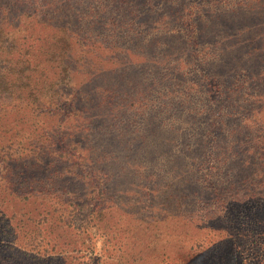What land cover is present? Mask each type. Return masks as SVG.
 Listing matches in <instances>:
<instances>
[{"label":"rangeland","instance_id":"374dc122","mask_svg":"<svg viewBox=\"0 0 264 264\" xmlns=\"http://www.w3.org/2000/svg\"><path fill=\"white\" fill-rule=\"evenodd\" d=\"M21 1L37 5L34 9L21 7L19 18L8 23L24 29L25 24L38 22L40 41L31 39L26 48L17 45L19 53L27 52L25 58L29 60V45L36 47L34 58L42 60L40 89L53 94L57 81L61 86L65 83L61 94H67L64 98L77 108L70 113L71 119L48 112L37 125L51 131L62 125L73 140L76 136L83 139L88 164H98L103 170L99 178L109 181V191L104 195L102 217L108 226L99 235L104 244L112 239L109 233H116L117 238L107 252L116 257L133 256L136 264H169L183 256L178 251L181 240L191 230L194 235L183 244L199 246L203 236L198 232H208L206 226L210 224L203 221L207 195L214 193V184H227L235 167L226 149L216 147L218 139L208 134L202 137L199 128H205V123L196 120L198 124L190 127L184 116V93L180 92L184 86L196 87L188 77L222 66L215 54H225L229 59L232 54L207 35L213 27L207 26L206 41L202 42L208 44H194L193 50L188 49V34L172 32L179 24L183 31L187 22L200 23L201 17L212 24L219 9L224 11V23L229 24L234 18L230 9L241 11L236 7L240 2L257 0ZM240 6L245 8L244 4ZM42 20H47L45 26ZM190 27L194 31L199 28ZM236 61L234 58L232 63ZM228 69L222 67V74L227 75L224 71ZM170 81L177 84L176 93L170 92ZM111 90L124 92V96L111 99ZM209 96L207 92L200 94L204 105L209 104ZM191 107H197L195 100ZM112 137L120 143L107 140ZM220 142L227 145L228 138ZM204 143L201 151L195 150L196 145ZM189 146L194 153L188 151ZM45 150L44 154L37 148L31 150L29 161L42 155L39 164H77L71 157ZM197 151L198 160L194 157ZM185 189L190 190L187 206H183ZM97 251L92 253L94 257L101 258L102 254L108 260L106 251Z\"/></svg>","mask_w":264,"mask_h":264},{"label":"trees","instance_id":"16d2710c","mask_svg":"<svg viewBox=\"0 0 264 264\" xmlns=\"http://www.w3.org/2000/svg\"><path fill=\"white\" fill-rule=\"evenodd\" d=\"M36 5L0 0V264H136L133 256L116 257L107 252L116 245V233H109L112 239L105 244L101 242L99 232H106L108 226L102 215L109 181L100 180L103 170L98 164H88L83 139L76 136L73 140L62 125L56 131L37 125L48 112H58L65 119L76 106L64 98L67 94H61L65 83L61 86L57 81L53 94L40 89L42 60L34 58L36 47L29 45V60L25 58L27 52L19 53L17 45L26 48L27 41H40L38 22L25 24L24 29L8 22L19 18L21 7L34 9ZM236 7L241 11L230 9L234 18L229 24L224 23V11L219 9L212 24L201 17L200 23L187 22L183 31L179 24L172 32L188 34V49L193 50L194 44H208L202 42L206 41L207 26L213 27L207 35L232 54L230 59L215 54L222 66L188 77L196 87L184 86L180 94L184 93L187 104L185 120L190 127L198 124L196 120L205 123V128H199L202 137L208 134L218 139L216 147L225 148L231 155L235 171L227 184H214V193L207 195L203 221L204 225L210 223L206 224L209 230L198 232L203 242L186 247L184 241H190L195 233L191 230L181 240L178 251L183 256L169 264H264V0L240 2ZM46 21L42 20V25ZM191 24L199 28L194 31ZM234 58L237 61L232 63ZM222 67H230L224 71L227 75L222 74ZM169 89L176 93L177 84L170 81ZM111 91V99L124 96V92ZM202 92L211 94L208 105L200 99ZM194 100L197 107L192 108ZM59 101L68 102L56 105ZM226 138L228 144H221ZM111 139L120 143L107 138ZM203 146L206 144L196 145L195 150L201 151ZM35 148L41 154L48 149V153L71 157L77 164H39L42 155L29 161ZM191 148L188 151L194 153ZM199 151L194 154L197 160ZM189 195L190 190L185 189L183 206L188 205ZM99 248L110 255L108 260L102 254L101 258L94 257L92 253Z\"/></svg>","mask_w":264,"mask_h":264}]
</instances>
